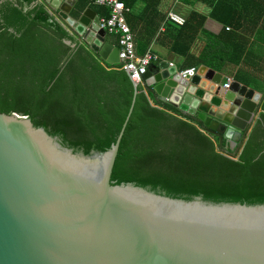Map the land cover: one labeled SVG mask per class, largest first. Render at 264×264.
I'll return each instance as SVG.
<instances>
[{
    "label": "water",
    "instance_id": "water-1",
    "mask_svg": "<svg viewBox=\"0 0 264 264\" xmlns=\"http://www.w3.org/2000/svg\"><path fill=\"white\" fill-rule=\"evenodd\" d=\"M46 1L79 44L120 63L94 9ZM189 76L166 60L152 63L146 91L237 145L264 91L237 79L224 88V75L204 64ZM137 92L117 141L90 154L28 115L0 112V264H264V203L187 200L111 181Z\"/></svg>",
    "mask_w": 264,
    "mask_h": 264
},
{
    "label": "trees",
    "instance_id": "trees-1",
    "mask_svg": "<svg viewBox=\"0 0 264 264\" xmlns=\"http://www.w3.org/2000/svg\"><path fill=\"white\" fill-rule=\"evenodd\" d=\"M134 1L124 0L130 7ZM181 1L209 8L207 14L192 8L187 18H264L260 0H245L241 8L227 0ZM161 2L145 0L141 9L127 13L138 54L145 52L159 21L165 20ZM86 4L78 0L74 7ZM90 4L103 17L110 16L108 6L95 0ZM59 17L46 0H0V112L28 115L74 152L90 154L117 141L138 90L114 164L113 183L133 182L187 200L201 196L213 202L264 203V96L261 111L236 152L225 147L226 142L220 145L218 137L179 108L152 101V94L142 83L136 86L121 63H108L79 44ZM168 24L166 31L174 33L187 25L178 30ZM263 32L258 28L251 44L242 34L224 37L225 54L219 53L218 60L239 66L238 80L259 75L249 65L264 66V55L254 51L255 43L264 44ZM252 55L260 62L251 63ZM209 65L219 68L214 62ZM256 87L264 91V86Z\"/></svg>",
    "mask_w": 264,
    "mask_h": 264
},
{
    "label": "crops",
    "instance_id": "crops-1",
    "mask_svg": "<svg viewBox=\"0 0 264 264\" xmlns=\"http://www.w3.org/2000/svg\"><path fill=\"white\" fill-rule=\"evenodd\" d=\"M76 1L78 0H73V2H76ZM85 1H87V4L82 9L86 7H91L98 13L100 18H104L102 15H100V13L98 12L96 8L91 6L90 3L93 0H85ZM244 1L245 0H227V2H229L231 5L237 6L239 8H241L242 6H246V4H244ZM260 1H261V4L264 5V0H260ZM95 3L97 4L96 0H95ZM144 5H145V0H135L133 3V7H130V6L129 7L131 11H138ZM201 5L202 4L198 3L195 6L196 7L195 8L189 4H186L185 2H182L181 0H162L160 4V9L164 13L165 17L169 10H173V11H176L177 13H181V15L183 13L184 15L188 16L192 8H195L199 12L207 14L209 11V8L208 10H204L201 8L202 7ZM248 5H251V4H248ZM185 19H186V22L182 25L180 24L177 25L173 21L167 18H165L164 21H159L160 22L159 29L157 33L151 38L148 48H147V49H150L156 52L159 55L160 61L155 62V64L159 65L161 61L166 60L168 62L169 61L173 62L180 70L194 67V66L198 68L199 66L204 64V65H207L209 68L214 69L217 72H220L224 75V79L222 83H224L228 77L238 80V78H236V73L239 70V66L235 65L230 60L225 61L223 64H221L220 60H218L219 53L225 54V47L227 44L226 43L227 40H224V37L227 35V39H228L231 35V37L236 38L242 34L247 39L250 40L249 44H251L252 40L258 37L256 35L258 28H262V30L264 31V18H212V17H208V18H185ZM169 22L176 25L177 28L185 26L187 23L186 30L184 29L183 31L176 32V33H174L173 31L172 32L166 31V29L169 28L168 26ZM261 35L262 37H264V32ZM74 37L76 40H78L75 35ZM134 38H135V35H134ZM106 39L112 44H114L115 46L119 47V41H118L117 35L107 33ZM67 43L70 44L71 41L68 40ZM73 44L72 46H74ZM173 47H175V50L173 49ZM254 48H255L254 50L255 53L259 55H264V44L258 47V44L255 43ZM252 56L253 57L256 56V58L254 59L253 57L252 59L250 58L251 63H253L254 60L256 61L259 60L260 62V59H261L260 57H258L257 55H252ZM210 62L216 63L219 66V68L209 65ZM249 66L250 67L248 68L250 70H257L259 72V75H253L252 78L250 77V75L243 76V79L241 80L239 79V81L242 82L243 84H246L248 86L255 88L256 90L262 91L260 88L256 87V85L260 87L264 86V66L260 69H256L252 67L251 65ZM146 81L142 82V85L145 91H146ZM152 101H156L154 97L152 98ZM258 115H259V112H258ZM223 142H226L225 147L229 146L232 149H237L236 152H238L241 149L239 145L241 144V141L237 145L235 144L230 145L227 142V140H224ZM223 142L220 143L219 141L218 143L220 145H223Z\"/></svg>",
    "mask_w": 264,
    "mask_h": 264
},
{
    "label": "built area",
    "instance_id": "built-area-1",
    "mask_svg": "<svg viewBox=\"0 0 264 264\" xmlns=\"http://www.w3.org/2000/svg\"><path fill=\"white\" fill-rule=\"evenodd\" d=\"M96 2L110 8V16L101 18L100 22L101 27L105 28L107 33L115 34L118 37L120 63L129 72L134 82L142 83L144 81V74L147 72L149 66L152 63L160 61L159 55L150 49H147L143 54H138L134 34L127 22V13L131 9L123 0H96ZM50 11L52 10L50 9ZM167 19L180 25L186 22L185 17L173 10L168 13ZM169 63L170 66L175 65L170 61ZM196 71L197 67L195 66L183 70L179 69L180 74L184 78H189V75H192ZM232 80V78L228 77L223 83L224 88L229 87Z\"/></svg>",
    "mask_w": 264,
    "mask_h": 264
},
{
    "label": "rangeland",
    "instance_id": "rangeland-1",
    "mask_svg": "<svg viewBox=\"0 0 264 264\" xmlns=\"http://www.w3.org/2000/svg\"><path fill=\"white\" fill-rule=\"evenodd\" d=\"M245 2H246V1H245ZM245 2H244V3H245ZM201 6H202V7H201L202 9H204V10H208V7H207L206 4H202ZM170 11H171V10H169V11L167 12V15H166L165 18H168V13H169ZM175 12H176V11H175ZM189 13H190V12H189ZM179 14L181 15V13H179ZM188 15H189V14H188ZM182 16L185 17V18H187V16L184 15L183 13H182Z\"/></svg>",
    "mask_w": 264,
    "mask_h": 264
},
{
    "label": "bare ground",
    "instance_id": "bare-ground-1",
    "mask_svg": "<svg viewBox=\"0 0 264 264\" xmlns=\"http://www.w3.org/2000/svg\"><path fill=\"white\" fill-rule=\"evenodd\" d=\"M59 2V0H57ZM67 7V5H65Z\"/></svg>",
    "mask_w": 264,
    "mask_h": 264
},
{
    "label": "clouds",
    "instance_id": "clouds-1",
    "mask_svg": "<svg viewBox=\"0 0 264 264\" xmlns=\"http://www.w3.org/2000/svg\"><path fill=\"white\" fill-rule=\"evenodd\" d=\"M139 84V83H138Z\"/></svg>",
    "mask_w": 264,
    "mask_h": 264
}]
</instances>
